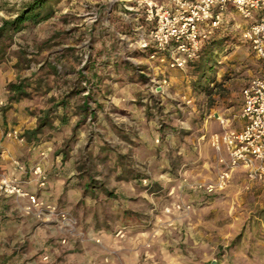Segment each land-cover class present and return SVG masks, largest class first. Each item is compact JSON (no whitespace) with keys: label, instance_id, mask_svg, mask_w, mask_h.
Wrapping results in <instances>:
<instances>
[{"label":"rangeland","instance_id":"374dc122","mask_svg":"<svg viewBox=\"0 0 264 264\" xmlns=\"http://www.w3.org/2000/svg\"><path fill=\"white\" fill-rule=\"evenodd\" d=\"M36 1L0 0V25ZM49 1V19L9 40L0 124L5 137L25 134L49 110L51 125L25 143L54 163L39 194L78 225L71 232L39 219L26 200L0 193V264H264V178L238 168L223 191L195 188L217 180L226 156L210 143L225 129L218 118L243 120V88L264 74L244 40L246 20L225 10L199 57L174 68L140 44L147 26L135 0ZM25 78L41 90L3 112L8 85ZM59 170L70 177L54 193Z\"/></svg>","mask_w":264,"mask_h":264},{"label":"built area","instance_id":"2783aa9c","mask_svg":"<svg viewBox=\"0 0 264 264\" xmlns=\"http://www.w3.org/2000/svg\"><path fill=\"white\" fill-rule=\"evenodd\" d=\"M230 6L243 19L251 21L243 37L264 62V0H135L133 10L143 17L147 26L146 36L141 38L140 44L145 48L154 46L155 53L163 52L162 61L169 58L172 67L182 68L199 57L206 39L219 28L223 13ZM151 57L155 58L156 54ZM242 95L243 128H225L210 138L215 150L226 152V156L219 159L221 169L217 180L196 184L195 188L207 193L223 191L238 168H243L251 181L264 178V74L251 78ZM218 119L221 124H227L228 120ZM6 137L19 143L26 142V137L17 128L7 131ZM13 163L18 171H25L20 161L14 160ZM31 172L38 191L26 189L17 176L0 172V193L26 200L27 213L42 220L58 221L74 232L78 225L77 217L39 194L49 183L43 165L36 164ZM96 241L100 242V239Z\"/></svg>","mask_w":264,"mask_h":264},{"label":"crops","instance_id":"0c3cea01","mask_svg":"<svg viewBox=\"0 0 264 264\" xmlns=\"http://www.w3.org/2000/svg\"><path fill=\"white\" fill-rule=\"evenodd\" d=\"M228 9H231V6ZM245 22H246L245 24L247 26L251 23L250 20H246ZM9 80L6 79L4 72L0 68V92L5 91V89H3V88L6 85V82H8ZM15 105H17V104H15ZM12 106H14V105H12ZM12 110L13 109H11V111ZM230 122H231V120L228 119L227 124L224 125L223 128H231V129L240 130L244 126L243 120H240L239 123L235 126L232 125V122L231 123ZM1 126H5L4 123L0 124V169L1 170L5 171L8 174L17 175V176H20L22 178H33L31 170L36 164L41 163L43 165V167H46L49 169L52 167V164H54L53 162H52V164L48 163V162L46 163V161H44V159L41 157L42 155L49 154V152L46 149L42 150L39 148H33V147H30L28 145V143H19L18 141H15L13 139L5 137L4 136L5 132L3 131ZM14 160H20V161H22V163H24V165H28L29 168H28L27 173L24 174V173L18 171L14 166V163H13ZM50 174H51V172H50ZM56 175H58L57 176L58 179H56V177H52V176L50 178V186L54 187V190H52V189L51 190L54 193L59 191L60 188H63V186H61L62 182H66L67 179L70 177V176H67L66 174H64L62 170H59L58 174H56ZM56 180H58L59 183H57ZM24 186L28 190H31V191H37L38 190L37 185L33 182L32 183L26 182V183H24ZM52 191H50V192L46 191V195L50 194ZM77 194H78V191H76L75 189L70 190V193L68 195L69 200H70V198L72 200L73 199L77 200L78 199ZM54 199H55V197H54ZM3 204L4 203L0 202V215L2 214Z\"/></svg>","mask_w":264,"mask_h":264},{"label":"trees","instance_id":"16d2710c","mask_svg":"<svg viewBox=\"0 0 264 264\" xmlns=\"http://www.w3.org/2000/svg\"><path fill=\"white\" fill-rule=\"evenodd\" d=\"M49 0H38L28 5L31 7L29 10L25 9L22 13L15 19H5L3 20L2 24L0 25V67L5 62V59L8 54V48L11 46L9 40H13V36L15 31H19L22 27L30 23H39L43 20L49 19L52 16V6L49 3ZM34 5V7H32ZM27 7V8H28ZM55 70L56 68L53 67ZM40 80L37 81V88L36 89H28L34 83H32L29 78H25L20 80L19 82H12L8 85V92L10 93L7 103L2 107V111L5 112L12 106V102H22L23 100L30 98L33 92L38 93L41 90L39 87L41 86ZM78 89H73L71 93L76 92ZM61 104L66 106V100H62ZM87 104H84L82 108L86 110ZM49 115V110L46 111V117L41 119L39 125L32 130H28L23 134L26 138H30L32 135H36L39 130L44 127L51 125L50 122H47V116ZM45 119V121H44ZM45 122V123H44ZM94 182L87 183L86 186H92ZM85 190H88L86 187Z\"/></svg>","mask_w":264,"mask_h":264},{"label":"water","instance_id":"95a60500","mask_svg":"<svg viewBox=\"0 0 264 264\" xmlns=\"http://www.w3.org/2000/svg\"><path fill=\"white\" fill-rule=\"evenodd\" d=\"M212 264H216L215 261H213Z\"/></svg>","mask_w":264,"mask_h":264}]
</instances>
